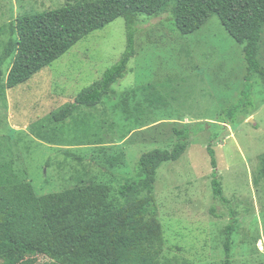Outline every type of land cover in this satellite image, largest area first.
<instances>
[{
	"label": "rangeland",
	"instance_id": "rangeland-1",
	"mask_svg": "<svg viewBox=\"0 0 264 264\" xmlns=\"http://www.w3.org/2000/svg\"><path fill=\"white\" fill-rule=\"evenodd\" d=\"M76 1L0 0V54L10 36L9 24L17 17ZM126 48V21L119 18L0 96V164L26 172L38 196L60 193L81 181L117 184L123 177H136L143 154L172 149L174 128L190 127L185 154L163 164L157 174L155 199L164 256L191 264H223L225 229L233 210V264H264V78L246 79L244 47L217 16L189 36L180 34L168 12L141 16L137 54L127 75L113 86L115 96L95 109L78 108L63 123L71 134L52 142L56 136L50 127L57 126L53 113L100 80ZM260 60L264 66V33ZM241 100L249 106L237 113L235 123L226 124L225 130L218 126L221 123L208 126L223 120V112ZM84 124L91 130L81 144L75 126L82 130ZM210 142L230 205L213 197ZM110 157L122 163L114 171L106 168ZM37 264L54 261L39 256Z\"/></svg>",
	"mask_w": 264,
	"mask_h": 264
},
{
	"label": "trees",
	"instance_id": "trees-1",
	"mask_svg": "<svg viewBox=\"0 0 264 264\" xmlns=\"http://www.w3.org/2000/svg\"><path fill=\"white\" fill-rule=\"evenodd\" d=\"M165 12L183 36L198 32L212 16H217L228 34L244 47L246 79L264 78L260 60L264 0H77L61 8L17 17L9 24L10 36L0 54V96L27 83L90 34L123 18L127 48L120 61L81 91L74 102L52 115V122L57 124L50 127L56 136L52 142L65 140L61 136L71 133L63 123L78 108L95 109L115 96L113 86L127 75L129 63L137 54L140 17ZM8 61L10 67L5 73ZM248 106L241 100L237 107L223 112V120L208 126L221 123L218 126L225 130V125L235 123L237 113ZM84 126L82 130L75 126V131L81 133V144L91 130L87 124ZM173 132L176 140L172 149L143 154L136 177H123L117 184L81 181L60 193L38 196L24 176L26 172L16 173L10 164H0V264H37L39 256L48 257L54 264H191L164 256V232L157 217L158 170L165 163L180 160L190 144V127L174 128ZM217 138L219 134L212 142ZM212 142L207 152L213 168V197L230 205L217 172ZM105 162L110 171L122 164L116 157ZM211 210L215 212L214 207ZM230 215L223 264H233L236 212L231 210Z\"/></svg>",
	"mask_w": 264,
	"mask_h": 264
},
{
	"label": "water",
	"instance_id": "water-1",
	"mask_svg": "<svg viewBox=\"0 0 264 264\" xmlns=\"http://www.w3.org/2000/svg\"><path fill=\"white\" fill-rule=\"evenodd\" d=\"M251 121H253V120L251 119Z\"/></svg>",
	"mask_w": 264,
	"mask_h": 264
}]
</instances>
